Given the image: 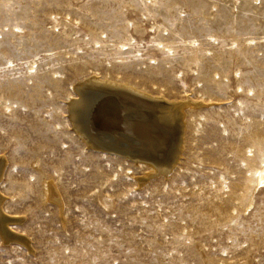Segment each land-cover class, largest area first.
I'll return each instance as SVG.
<instances>
[{
    "label": "rangeland",
    "instance_id": "rangeland-1",
    "mask_svg": "<svg viewBox=\"0 0 264 264\" xmlns=\"http://www.w3.org/2000/svg\"><path fill=\"white\" fill-rule=\"evenodd\" d=\"M89 78L182 104L169 172ZM0 161V264H264V0H0Z\"/></svg>",
    "mask_w": 264,
    "mask_h": 264
},
{
    "label": "bare ground",
    "instance_id": "bare-ground-1",
    "mask_svg": "<svg viewBox=\"0 0 264 264\" xmlns=\"http://www.w3.org/2000/svg\"><path fill=\"white\" fill-rule=\"evenodd\" d=\"M96 78L85 79L87 81L78 86V92L82 93L80 94L82 97L72 101L75 128L81 130L80 117L92 112L94 131L104 132L115 143L122 142L121 145L133 150L140 157L143 156L149 163L147 164H151L149 167L151 170L156 167L159 172H169L179 161L184 148L185 115L182 104L140 92L133 87ZM86 89L94 91L92 96H88V91V95L84 92ZM2 168L3 162L0 161V172ZM257 179L259 185L264 184V164L258 170ZM48 190L54 193L49 184ZM3 199L0 198V208ZM0 220L2 222L5 220L3 212ZM0 229L5 231L4 227Z\"/></svg>",
    "mask_w": 264,
    "mask_h": 264
}]
</instances>
